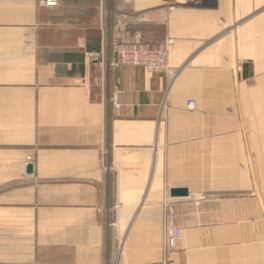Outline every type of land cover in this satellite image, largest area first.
<instances>
[{
    "label": "crops",
    "instance_id": "1",
    "mask_svg": "<svg viewBox=\"0 0 264 264\" xmlns=\"http://www.w3.org/2000/svg\"><path fill=\"white\" fill-rule=\"evenodd\" d=\"M135 34L164 72L90 58ZM166 204L175 264H264V0H0V264H168Z\"/></svg>",
    "mask_w": 264,
    "mask_h": 264
},
{
    "label": "built area",
    "instance_id": "2",
    "mask_svg": "<svg viewBox=\"0 0 264 264\" xmlns=\"http://www.w3.org/2000/svg\"><path fill=\"white\" fill-rule=\"evenodd\" d=\"M59 0H38V5L46 8H55ZM171 44L166 40L161 44L149 43L139 35L135 34L131 41H115L110 47L111 58L104 62L101 55H89L99 67L113 70L122 65H141L151 72H164L167 68L168 49ZM119 79L116 78V81ZM119 89H115L108 95V101L114 108H118ZM195 101L188 100V109L194 107ZM163 239L162 248L165 260L168 264H175L170 260L169 254L178 249L182 240V230L175 221V214L170 204H166L163 213Z\"/></svg>",
    "mask_w": 264,
    "mask_h": 264
},
{
    "label": "water",
    "instance_id": "3",
    "mask_svg": "<svg viewBox=\"0 0 264 264\" xmlns=\"http://www.w3.org/2000/svg\"><path fill=\"white\" fill-rule=\"evenodd\" d=\"M32 170V165L28 164L27 165V171L30 172ZM187 189L186 188H171L169 191L170 196H185L187 195Z\"/></svg>",
    "mask_w": 264,
    "mask_h": 264
}]
</instances>
